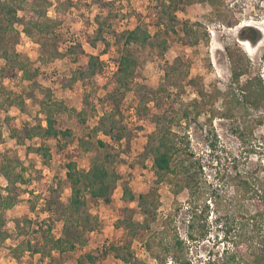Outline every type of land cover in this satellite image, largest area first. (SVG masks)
Wrapping results in <instances>:
<instances>
[{"label":"rangeland","instance_id":"rangeland-1","mask_svg":"<svg viewBox=\"0 0 264 264\" xmlns=\"http://www.w3.org/2000/svg\"><path fill=\"white\" fill-rule=\"evenodd\" d=\"M46 1V18H59L60 25L52 28L50 33L33 30L30 37L22 32L20 23H15L13 31L4 42H0V51L6 49L19 57L8 63L0 58V163L3 162V167L0 164V194L10 198L12 203L8 209L0 204V215L5 212V222L0 229L6 233V239L0 242V264H76L84 254L93 255L95 264H135V260L141 264H155L145 249L146 237L131 240L128 249L134 259L129 262L117 258V253L123 254L125 249L119 252L111 249L127 248L124 245L130 239L123 228L116 226L121 208L128 207L130 212L125 215L130 214L134 221L143 220L136 203L123 201L124 185L137 195L147 194L155 188V209L150 207L151 213L146 219L154 231L163 229L166 219L172 218L171 228L167 231L172 233L174 228L178 236L188 243L186 258L190 264H206L209 252L212 259H223L222 243L212 246L215 241L221 242V233L214 221L216 217L224 221L230 210L227 199L234 195L232 186L237 181L238 171L246 167L253 170L258 163L264 167V147L253 146L258 145L264 136V112L258 113L261 120L253 123V132L243 146L234 133L239 123L238 116H221L224 102L218 95L213 107L204 105L196 120L191 118L186 124L177 118L171 126L177 136L188 141L189 161L199 162L202 166L198 177L206 182V186L210 183L214 187L221 186L218 193L223 199L221 206L215 211L211 207L212 200L209 207L212 212L208 216L211 227L208 237L203 242L189 243L186 236L187 220L191 216L188 190L183 189L174 195L172 187L167 184L155 186L151 156L144 155L148 137L156 131L155 116H165L163 124L166 125L172 110L166 99L154 100L146 91L157 88L177 58L185 65L182 70L188 71L182 88H169L177 96V109L179 104L189 105L192 100H199L193 86L187 84L190 80L196 87H203L207 96L215 91L224 93L230 83L231 56L237 66L246 70L240 81L256 76L264 82V0H230L220 6H210L206 1L195 2L185 11H178L176 15L180 21L199 22L203 26L208 34V43L200 42L192 49L181 47L177 41L181 31L177 27L178 33L168 39V49L164 53L152 46H130L138 58V65L133 83L126 91L119 89L115 81L120 56L115 37L138 24L153 35L156 32V0H105L111 3L108 6L97 5L93 0ZM28 12L20 11L18 17L22 18ZM96 16L100 21L109 18L103 34L108 47L101 42L94 47L87 43V36H92L96 29ZM233 21L235 23L231 24ZM244 41L249 42L252 51L245 50L241 45ZM90 55L99 57L101 72L71 84L77 63H86ZM25 60L30 61L27 63L30 80L18 70L20 64L26 63ZM63 80H66L65 85ZM43 95L50 96L49 101L59 104L54 114L56 127L60 131H70L69 136L43 138L35 134L33 138H27V133H32L39 125H46L40 105ZM11 101L12 105H9ZM211 109L218 112L209 121ZM81 111L85 112L82 122L75 114ZM102 117H106L104 127L110 135L95 130L100 127ZM120 129L123 136L116 141L114 137L120 135ZM42 144L50 149L48 160L36 153V148ZM107 153L110 155L109 164L120 180L108 205L87 198L86 208L96 219L93 231L88 232L82 223H75L74 218L58 215L70 196L65 177L66 165L74 163L78 170L87 171L92 159L102 160ZM230 158L237 159V171L232 168ZM191 170L194 172V167ZM260 173L264 178V171ZM198 191L209 190L206 187ZM205 198L207 196L201 194L193 198L198 209L204 206ZM207 199L209 202L210 198ZM65 220L68 226L72 224L67 235L76 232L84 243L77 244L73 251L59 254L51 250L49 235L63 237ZM33 249H38L39 253H32ZM104 251L106 256L101 259ZM165 264L178 263L168 258ZM218 264L223 262L220 260Z\"/></svg>","mask_w":264,"mask_h":264},{"label":"trees","instance_id":"trees-1","mask_svg":"<svg viewBox=\"0 0 264 264\" xmlns=\"http://www.w3.org/2000/svg\"><path fill=\"white\" fill-rule=\"evenodd\" d=\"M205 1L210 6H220L223 2L230 0H156V32L153 35L150 34L146 27L140 24L132 30H126L116 35L115 41L119 45L120 54L115 73L117 87L123 91L129 90L134 80L138 58L130 50V46L141 48L152 46L159 49L161 53H164L168 49V39L173 35H177V27L181 31V36L177 37V41L181 47L192 49L196 48L200 42L208 43V34L199 22L180 21L176 15L178 11H185L187 6L195 2ZM46 2V0H0V42H4L5 37L13 31L15 23H20L22 25V32L30 37L33 36V30L41 33H50L52 28L60 25L59 18H46ZM93 2L100 6L111 4L105 0H93ZM27 10H29L27 15L22 18L18 17L20 11L27 12ZM94 20L96 29L92 36H87V43L91 47H94L96 43L101 42L105 47H108L109 44L103 34L105 25H109L106 23L109 18L105 17L104 20L100 21V17L96 16ZM230 23L234 24L235 21ZM0 58L6 63L15 58L19 59L16 54L10 53L6 49L0 51ZM230 61V83L224 93L215 91L213 95L207 96L203 87H196L194 81L190 80L187 84L193 86L201 102L194 99L189 105L179 104L178 109L175 108L177 96L169 88L172 87L178 90V88H182L183 82L186 80L188 71L182 70V67H185V65L181 59H175L168 67V71L165 72L156 89L147 90L141 87L147 90V95L151 93L154 100L160 98L166 99L172 110L166 125L163 124V120L165 119L166 121L165 116H155L156 131L152 135H149L144 155L151 156L155 186L167 184L172 187L174 195H178L183 189L188 190L189 197H191L189 202L191 216L187 220L186 235L189 243L203 242L208 237L211 228L210 224H208V216L212 212L209 207L213 200L211 207L217 211L223 199L218 194L220 185L214 187L210 183L206 186V182L198 177V173L202 172V166L199 162L189 161L188 157L191 154L188 151V141L184 137L177 136L172 131L171 126L177 118L183 120L182 122L186 124H189L191 118H193L192 120H196L204 105L208 104L213 107L214 99L218 95L223 98L222 102H224V111H222L221 116L224 118L238 116L239 123L236 125L234 133L243 146L247 143L250 133L253 132V123L256 124L261 120L258 113L264 112V82L260 77L256 76L240 81L241 76L246 73V70L242 66H237L234 57L231 56ZM25 62L24 64H20L18 70L22 72L25 79L30 80V70H28L27 66V63L30 61L25 60ZM101 68L102 65L99 57L88 56L86 63L80 65L77 63L75 73L70 80L71 84L77 80L83 81L96 76L101 72ZM62 82L64 85L66 84V80ZM49 100L50 96L43 95V99L40 101L42 111L45 114V127L39 125L32 133H27V138L31 139L35 134L41 135L43 138H58L59 136L70 135V131L68 130L60 131L57 129L54 114L59 104ZM9 105H12V101ZM216 112H218L217 109H211L209 121L216 115ZM84 113V111L75 113L81 122L84 121L82 119ZM102 118L100 127L95 130H101L108 135L109 131L104 127L106 117ZM120 131V135L114 137L116 141H119L121 136H123L122 129ZM79 142L82 144L83 140L80 139ZM99 144L105 146L101 142ZM257 144L253 146L264 147V136L260 138ZM251 150L253 151L254 149ZM36 153L44 160L50 158V149L45 144L37 147ZM109 157L110 155L107 153L102 160L99 158L92 159L87 171L78 170L74 163L66 165L65 177L69 184L70 196L68 203L61 208L58 215L61 218L66 216H70L71 219L74 218V222L82 223L83 229L88 232L93 231L96 219L90 215L86 208L87 198L93 202L108 205L120 180L118 173L109 164ZM236 160V158H230L232 168L237 171ZM0 164L3 167V162ZM262 166L258 163L253 170L246 167L238 171L237 181L232 186L234 195L231 199H227L229 200L230 210L224 221L219 217H216L214 221L216 229L221 233V242L215 241L212 246L222 243L224 257L223 259H219L220 257L212 259V255L209 252L206 264H218L220 260L223 264H264V178L260 173L264 171V167ZM191 167H194V172L191 170ZM206 187L209 191L202 193L198 191L199 189L205 190ZM155 192L156 190L153 188L147 194L137 195L132 192L128 185L123 186V201L126 203H136L142 212L143 220L142 222L134 221L130 214L125 215L127 212H130L129 208H121L119 210L120 218L116 226L123 228L130 239L124 245L127 248L111 247V249L118 252L125 249V253H117V258L129 262L130 259H134L133 254L128 249L131 240L146 237L144 246L148 255L155 261V264H165L168 258L178 264H190L186 258L187 251L189 250L188 243L178 236L174 228L172 229V233L167 231V228H171L172 218L168 217L166 219L163 229L154 231L149 225L150 222L146 219L151 213L150 207L155 209L153 203ZM196 194L205 195L207 198H210L209 202H207V198L204 199V206L201 209H198L196 201H193ZM10 201V198H4L0 194V204L4 206V209H8L12 205ZM4 214L5 212L0 215V227H3L5 222ZM63 222V237L53 238L49 235L51 250H56L59 254L73 251L77 244L84 243L76 232L68 236L72 224L68 226L66 220ZM47 230L50 231V228L47 227ZM218 236L219 234H216V237ZM5 239L6 233L0 229V242ZM225 244H227L226 248L224 247ZM27 248H29V243H27ZM32 253L37 254L39 251L38 249H33ZM105 256L106 251L100 255V258L104 259ZM95 263L96 258L90 254H84L76 261V264ZM135 264L141 263L135 260Z\"/></svg>","mask_w":264,"mask_h":264},{"label":"bare ground","instance_id":"bare-ground-1","mask_svg":"<svg viewBox=\"0 0 264 264\" xmlns=\"http://www.w3.org/2000/svg\"><path fill=\"white\" fill-rule=\"evenodd\" d=\"M241 45L245 48V50L252 51V48H251L249 42L244 41L241 43Z\"/></svg>","mask_w":264,"mask_h":264}]
</instances>
